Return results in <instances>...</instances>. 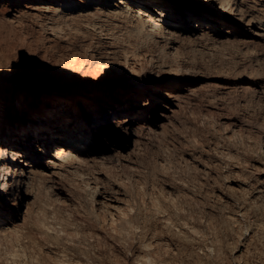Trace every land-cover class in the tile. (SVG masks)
Masks as SVG:
<instances>
[{"label":"bare ground","instance_id":"obj_1","mask_svg":"<svg viewBox=\"0 0 264 264\" xmlns=\"http://www.w3.org/2000/svg\"><path fill=\"white\" fill-rule=\"evenodd\" d=\"M64 11L75 20L104 13L124 43L151 51L144 61L157 69L134 66L124 84L98 78L87 63L70 62L44 85L9 75L23 51L15 30L22 16ZM212 35L237 40L263 62L264 0H0V264H264V158L252 166L244 159L230 163L228 147H213L207 161L194 151L177 157L172 146L173 156L164 153L170 148L168 122L185 109L182 101L194 90L182 74L188 68L177 70L165 47L176 55L187 38ZM254 70L245 72L247 83L264 101V75ZM142 95L148 97L139 105ZM248 123L233 122L231 132L250 133ZM260 138L255 144L264 152Z\"/></svg>","mask_w":264,"mask_h":264},{"label":"rangeland","instance_id":"obj_2","mask_svg":"<svg viewBox=\"0 0 264 264\" xmlns=\"http://www.w3.org/2000/svg\"><path fill=\"white\" fill-rule=\"evenodd\" d=\"M29 1H35V0H23V3H27ZM66 12V13H65ZM69 11H64L61 12L64 15H58L55 14L54 12L52 13H48V14H40L36 15L35 17L32 15L30 17V15H23L22 16V22L19 24L15 25V30H17V34H19V36L21 37V40L23 43L21 46L22 47V53L20 55V57L14 61L12 63V65L8 68V74L11 75L12 77H17V78H21L24 79L26 81L32 82L34 83V85H44V84H49L51 83L53 80L57 79L58 77H60L62 75V72L66 70V67L68 66V64L70 62L75 63L76 65H80V64H84L85 67H87V64L92 68V73L94 72L95 75L100 78H108L107 83L108 82H119V83H126L129 81V79L132 77V74L134 73L133 71V67L135 66L137 71H140L142 69L144 70H156V65L155 64H146L144 61L145 56H150L151 51L150 50H140L137 49L136 46H134L133 44H129L127 41L124 43V39L121 37H117L118 35H120L119 33L116 32V30L113 28V26L111 27V25H113V21L111 22V20L105 21L110 19L109 17H107L106 15H104V13L102 15H100L99 17L97 16H93V17H85L84 19L82 17H77L75 19H73L72 17H70L71 15H69L68 13ZM44 17H43V16ZM50 15V16H49ZM52 15V16H51ZM69 15V16H68ZM49 16V17H48ZM64 16V17H63ZM28 17L30 19H28ZM38 17V19H37ZM53 17V18H51ZM101 17V20L99 19ZM46 18V19H44ZM51 18V19H50ZM70 18V19H69ZM103 18V19H102ZM28 19V20H27ZM35 21H34V20ZM55 21H54V20ZM81 19L83 21H81ZM105 19V20H104ZM33 20V21H32ZM37 20V21H36ZM96 20V21H94ZM98 20V21H97ZM41 23H40V22ZM66 21V22H65ZM92 21V22H91ZM100 21V22H99ZM38 22V23H37ZM78 22V23H77ZM89 23L88 25L90 26H86L87 23ZM91 22V23H90ZM47 25H45V24ZM77 23V24H76ZM82 23V24H81ZM85 23V24H84ZM104 23V24H103ZM110 23L111 25L107 24ZM30 24V25H29ZM51 24V28L50 27ZM80 24V25H78ZM92 24V25H91ZM101 24V25H100ZM38 25V26H37ZM70 25L73 27H70ZM102 27H100V26ZM103 25V26H102ZM40 26V27H39ZM42 26V28H41ZM54 29H53V27ZM79 26L81 29H77V27ZM82 26V27H81ZM93 28H92V27ZM105 26V27H104ZM110 26V29H109ZM24 27V28H23ZM35 27V28H34ZM39 27V28H38ZM44 27V28H43ZM47 27V29H46ZM71 29H70V28ZM58 28V29H57ZM76 28V29H75ZM104 28V29H103ZM113 28V29H111ZM24 29V30H23ZM27 29V30H26ZM36 29V30H35ZM49 29V30H48ZM51 29V30H50ZM64 29H67L66 31ZM74 29V30H73ZM59 30V31H58ZM110 30V31H109ZM114 30V33L112 35V32ZM34 33H33V32ZM57 33H55V32ZM64 31V32H63ZM71 31V32H70ZM74 31V32H73ZM77 31L76 35L75 32ZM107 31V32H106ZM53 32V33H52ZM59 32V34H58ZM70 32V33H69ZM61 33V34H60ZM103 33V34H102ZM109 35H108V34ZM117 33V34H116ZM22 34V36H21ZM33 34V35H31ZM43 34V35H42ZM63 34V35H62ZM106 34V35H105ZM56 37H55V36ZM116 35V36H114ZM27 36V37H26ZM102 36V37H101ZM109 36V37H108ZM18 37V35H17ZM108 37V38H106ZM113 37V38H112ZM117 37V39H116ZM194 38H190V39H186L185 43L181 44L179 46L182 47L179 50V54L176 55H171L170 54V47L169 45H167L165 47V52L167 54V58L172 60L170 61V63H172L173 65H175L174 67L177 68V70H181L182 69L186 70L188 68L189 73L186 74L185 72H183L182 74H185L184 76H187L189 78V85L192 86V94H191V98L186 97L183 101H182V105H184L181 107L180 109V113H178L177 116H174L170 118V122L169 120V126L171 129V133L169 134V138L171 139L169 144H170V148L166 146V148H164V153L165 154H171V152L173 153V149L174 152L179 154V156L177 157H181L183 155L185 156H189L193 151L196 152V154L201 155V157H203V159H206V161L208 159H210L213 155L210 154V152L212 150H214V148L219 147V150H225V148L228 147V151H231V156L235 159L232 158L230 160V163H234V162H238L239 160H246L247 163H249L250 166H252L254 163L255 165H258L261 157L264 158V152H261L262 149L256 145L255 143L259 144L260 141V137H264V114L262 112H264L262 109L264 107V101H260L258 99V94L257 91L254 87V85H251L252 83L251 80L249 78H247V75L250 74L252 75L254 72H252L254 70L253 67H257L258 65H260L259 67L264 69V60H262L263 62H258L259 60H257V54H255V51L246 49L244 47L243 44H241L240 42H237L234 40L229 41V39L226 36H218V35H212V36H208L206 37H195ZM24 38V39H22ZM28 38V39H27ZM56 38V39H55ZM115 38V40H114ZM197 38V39H196ZM205 38V39H204ZM50 39V40H49ZM101 39V40H100ZM112 39V40H111ZM119 39V43L117 42V40ZM18 39L17 42L21 41ZM34 40V41H33ZM45 40H48L45 43ZM109 40V41H108ZM189 40V41H188ZM103 43H101V42ZM111 41V42H110ZM114 41V42H113ZM122 41V42H121ZM113 43V44H112ZM128 43V44H127ZM236 43V44H235ZM99 44V45H98ZM102 44V47L100 46ZM119 44V45H118ZM113 45V47H112ZM125 45H128L126 48ZM240 45V48L238 47ZM89 46V47H88ZM96 46V47H95ZM115 46V47H114ZM122 46V49L121 47ZM124 46V47H123ZM131 46V47H130ZM243 46V47H241ZM74 47V50H72ZM81 47V48H80ZM83 47V48H82ZM92 47V48H90ZM106 47V48H105ZM120 47V50H118ZM133 47V48H132ZM238 47V49H237ZM72 48V49H71ZM87 50H85V49ZM110 48V49H109ZM132 51H129L131 50ZM137 50H136V49ZM32 49V50H31ZM81 49V50H80ZM107 49V50H106ZM112 49V50H111ZM126 51H125V50ZM247 50L246 52H242L243 50ZM92 50V51H91ZM104 50V52H103ZM108 50H110L108 52ZM128 50V51H127ZM135 50V51H133ZM168 50V52H167ZM242 50V51H241ZM27 51V52H26ZM77 51V52H76ZM91 51V52H90ZM96 51V52H94ZM118 51V52H117ZM122 51V52H121ZM138 51V52H136ZM142 51V53H141ZM240 53H239V52ZM252 51V52H251ZM76 52V54H75ZM80 52V53H79ZM91 54H90V53ZM100 52V53H98ZM120 52V54H119ZM125 52V54H124ZM136 52V53H135ZM150 52V53H147ZM246 54L248 56H246L245 54L242 56V53ZM249 52V53H248ZM254 52V53H253ZM84 53V54H82ZM131 53V55H130ZM134 53V54H133ZM147 53V54H146ZM181 53H184L183 55ZM239 53V54H238ZM252 53V54H250ZM71 54V56H70ZM79 54V56H78ZM89 56H88V55ZM94 54V56L92 55ZM128 54V55H127ZM137 54V55H135ZM142 54V55H140ZM187 54V55H186ZM77 55V56H75ZM81 55V56H80ZM108 55L109 58H106L105 56ZM125 55V56H124ZM130 55V56H129ZM133 55V56H132ZM252 55V56H251ZM65 56V57H62ZM74 56V58H72ZM85 56V57H83ZM98 58H97V57ZM103 56V57H102ZM132 56V57H131ZM170 56V57H169ZM70 57V59H69ZM76 57V58H75ZM100 57V58H99ZM120 57V58H119ZM141 59H140V58ZM245 59H242L244 58ZM249 57V58H248ZM250 57L253 58V60H250ZM82 58V59H81ZM84 58V59H83ZM89 58V60H87ZM135 58V59H134ZM248 58V59H247ZM63 59V60H62ZM66 59V60H64ZM98 61H97V60ZM131 59V60H130ZM175 59V61L173 60ZM22 60V61H21ZM68 60V61H67ZM71 60V61H70ZM93 64H92V62ZM245 60V62H244ZM251 62H249V61ZM58 61V62H57ZM61 61V62H59ZM65 61V62H64ZM83 61V62H82ZM87 61V62H85ZM97 61V62H96ZM111 61V62H110ZM178 61V62H176ZM255 61H257V63L255 64ZM28 62V63H27ZM85 62V63H84ZM89 62V63H88ZM243 62V63H242ZM254 63L253 65L251 64L250 66L249 63ZM54 63V64H53ZM57 63V64H55ZM61 63V64H60ZM87 63V64H86ZM95 63V64H94ZM96 63H99V66H96ZM104 63V64H103ZM131 63V64H130ZM169 63V64H170ZM180 65H179V64ZM182 63V64H181ZM242 65H241V64ZM261 63V64H260ZM243 64H248L243 65ZM263 64V65H262ZM93 65H95L93 67ZM101 65V66H100ZM103 65V66H102ZM117 65V66H116ZM153 65V66H152ZM155 65V66H154ZM178 65V66H177ZM57 66V67H56ZM105 66V67H104ZM141 66V67H140ZM143 66V67H142ZM188 66V67H187ZM253 66V67H252ZM148 67V68H147ZM179 67V68H178ZM182 67V68H181ZM191 67V69L189 68ZM241 67V68H240ZM245 67L246 71H243ZM250 67V68H249ZM253 69H252V68ZM35 68V69H34ZM97 68V69H96ZM140 68V69H139ZM247 68V69H246ZM255 68V74L254 75H261L262 72L264 75V70H262V68ZM21 69V70H20ZM110 69V70H109ZM240 71H239V70ZM259 69V71L257 70ZM57 70V71H56ZM96 70V71H95ZM237 70V71H236ZM125 71V72H124ZM248 71V72H247ZM250 71V72H249ZM258 71V74H256V72ZM41 72V73H40ZM46 72V73H45ZM117 72V73H116ZM239 72V73H238ZM248 73L244 75V73ZM35 73V74H34ZM233 73L235 75H233ZM51 74V75H50ZM240 74V75H239ZM32 75V76H31ZM237 75V76H236ZM253 75V76H254ZM53 76V77H52ZM107 76V77H106ZM239 76V77H238ZM36 77V78H35ZM238 77V78H237ZM239 79V80H238ZM122 81V82H121ZM234 81L237 83H234ZM245 81V82H244ZM247 81H249L247 83ZM49 82V83H48ZM169 80H165L161 83H168ZM192 83V84H191ZM227 83V84H226ZM234 84L236 86H234ZM152 85V84H150ZM226 85V86H225ZM230 85V87H229ZM233 85V87H232ZM242 85V87H241ZM248 86V88H250V90H247L245 88H243L244 86ZM228 86V87H227ZM239 86V87H238ZM252 86V88H251ZM232 87V88H231ZM238 87V88H236ZM245 92L248 94H244V90ZM227 89V90H226ZM233 89V90H231ZM234 89H236L234 91ZM195 91V92H194ZM229 91V92H228ZM256 91V92H255ZM145 92V91H144ZM143 92V93H144ZM231 92V93H230ZM196 93V94H195ZM208 94V95H204V94ZM229 93V94H228ZM239 93V94H238ZM242 93V94H241ZM250 93V94H249ZM252 94L253 97H252ZM146 95V94H145ZM193 95V96H192ZM195 95V96H194ZM204 95V96H203ZM216 95V97H215ZM238 95V100H237V96ZM243 95H247L245 98L243 97ZM251 95V96H250ZM206 96V97H205ZM209 96V97H208ZM146 97L142 95L140 96V98L138 99V104L142 105L143 103H145L146 101ZM195 97V98H194ZM243 98L244 100H242L241 98ZM252 99V104H251V100L247 99ZM204 98L207 100H204ZM212 98V99H211ZM216 100H215V99ZM256 98V99H255ZM191 99V100H190ZM211 99V100H209ZM214 99V100H213ZM246 99V100H245ZM190 100V101H189ZM241 100V101H240ZM253 100L255 102V105L253 103ZM257 100V102L255 101ZM205 101V102H204ZM209 101V102H208ZM215 101V102H214ZM236 101L237 104L235 103ZM248 103H245V102ZM185 102V103H184ZM212 102V103H211ZM243 102V103H242ZM250 102V103H249ZM207 105H206V104ZM216 103V104H214ZM241 103V104H240ZM245 103V104H244ZM188 104V105H187ZM211 104V105H210ZM219 104V105H218ZM224 104V105H223ZM250 106H248V105ZM263 106H261V105ZM187 105V107L185 106ZM236 105V108L235 106ZM239 105L240 110L237 108V106ZM247 105V106H246ZM253 105V106H252ZM260 105V106H259ZM189 106V107H188ZM208 106V107H206ZM212 106V107H211ZM258 108H257V107ZM215 107V108H214ZM219 107V108H218ZM249 108L248 110L246 108ZM252 107V108H251ZM260 107V108H259ZM262 107V108H261ZM208 108V110H207ZM234 108L236 110H234ZM256 108V109H255ZM211 109V110H209ZM215 111H214V110ZM218 109V110H217ZM224 109V110H223ZM231 109V110H230ZM246 109V110H245ZM255 109V110H254ZM187 112L185 115L183 114V112ZM190 110V113H189ZM250 110V111H249ZM261 112H260V111ZM230 111V112H229ZM240 111V112H238ZM255 111V112H252ZM256 111H259V115ZM143 111L140 112V114ZM182 112V113H181ZM222 112V113H221ZM243 112V113H242ZM252 112V113H251ZM227 113V114H226ZM230 113V114H229ZM257 113V114H254ZM183 114V115H182ZM248 114V115H247ZM251 114V115H250ZM157 115V114H156ZM181 115V116H180ZM226 115V116H225ZM227 115L230 116L227 118ZM245 115V116H243ZM191 116V117H190ZM225 116V117H223ZM232 116V117H231ZM237 116V117H236ZM257 116V117H255ZM179 119H178V118ZM181 117V118H180ZM183 118V119H182ZM187 118V120L185 119ZM193 118V119H192ZM231 118V119H230ZM234 118V119H233ZM239 118V119H238ZM255 120H254V119ZM258 120H257V119ZM262 120H260V119ZM172 119V120H171ZM175 119V120H173ZM181 119V120H180ZM191 119V121L189 120ZM245 119V120H244ZM246 119H248L247 122ZM252 119V120H251ZM183 120V122H182ZM186 120V121H185ZM257 120V121H256ZM194 121V122H193ZM224 121V122H223ZM228 121V122H226ZM230 121V122H229ZM240 121H244L246 123L249 124L250 133H247L248 131L243 130L242 129L239 130L237 132V134H233L232 131V126H233V122H236L238 124V122L240 123ZM163 122V121H160ZM181 122V124H180ZM185 122V123H184ZM188 122H190V124H188ZM232 122V123H231ZM253 124H250L252 123ZM256 126H255V123ZM260 123V126L257 127ZM175 123V124H173ZM184 123V124H182ZM200 125H198V124ZM172 124V125H171ZM232 126H231V125ZM258 124V125H257ZM178 125V126H177ZM180 125V126H179ZM182 125V127H181ZM224 125L225 129H224ZM228 125V127H227ZM253 125V126H252ZM186 126V127H185ZM190 126V127H189ZM197 126V128H196ZM223 126V127H222ZM262 126V128H261ZM173 127L175 129H173ZM191 127H195L194 129L197 130L195 131L194 129H191ZM220 130H219V128ZM180 128V129H179ZM228 128V130L226 129ZM239 128V126L237 127ZM261 128V129H260ZM183 129V130H182ZM187 129V130H186ZM189 129V130H188ZM214 129V130H213ZM216 129V131H215ZM222 129V130H221ZM224 129V130H223ZM255 131H254V130ZM260 131L258 132L257 130ZM179 132H178V131ZM182 130V132L184 133H180ZM192 130V132H190ZM193 130L195 131V134L191 135L193 132ZM219 130V131H218ZM176 132V133H173ZM225 131V132H224ZM227 131V132H226ZM252 131V132H251ZM254 131V132H253ZM223 133L219 134V133ZM240 132V133H239ZM258 132V133H257ZM198 133V134H197ZM212 133V134H210ZM255 133V134H254ZM260 133V134H259ZM175 136L178 140H174L176 139ZM175 134V135H174ZM180 134V135H179ZM185 134V135H184ZM197 134V135H196ZM217 134V135H215ZM243 134V136H242ZM252 134V135H251ZM182 135V137H180ZM191 135V136H189ZM208 135V136H206ZM222 135V137H221ZM228 135V136H227ZM238 135V136H237ZM251 135V136H250ZM254 135V136H253ZM256 135V136H255ZM260 135V136H259ZM186 136V137H185ZM194 136V137H193ZM198 136V137H195ZM204 137V138H203ZM207 137V139L205 138ZM238 137V138H236ZM242 137L244 138L242 140ZM246 137V139H245ZM247 137H249L250 139H247ZM252 137H256L254 138V140H252ZM183 139L184 141H181V139ZM186 138V139H185ZM199 140H198V139ZM215 141H213L214 139ZM218 138V140H217ZM221 138V139H220ZM225 138V141L223 140ZM231 140H230V139ZM235 138V139H234ZM259 140H258V139ZM193 139H197V142L194 141ZM189 140V143L188 141ZM207 140V141H206ZM230 140V142H229ZM238 140V141H237ZM240 140V141H239ZM242 140V141H241ZM245 140V141H244ZM252 140V141H250ZM180 141L186 144V147L184 145V143L181 145ZM211 141V142H210ZM173 142V143H171ZM174 142H176L174 144ZM178 142V143H177ZM187 142V143H186ZM206 142V143H204ZM215 142V143H214ZM224 143L223 146L221 147V144L219 143ZM228 142V143H227ZM235 146H233L234 144ZM243 144L242 143H245ZM250 142V144L248 143ZM192 143V145L190 144ZM197 143H199L200 145H198ZM202 143V144H201ZM239 145H238V144ZM241 143V144H240ZM168 144V145H169ZM175 146H174V145ZM178 144V148L176 147V145ZM211 144V145H210ZM216 144V145H215ZM229 144V145H228ZM231 144H233L231 146ZM254 144V146H253ZM195 145V146H194ZM204 147H202V146ZM218 145V146H217ZM220 145V146H219ZM245 145V146H244ZM171 146L173 149H171ZM191 146V147H190ZM209 146V147H208ZM225 146V147H224ZM230 146V148H229ZM239 146V147H238ZM256 147L255 149L252 147ZM258 146V147H257ZM214 147V148H213ZM244 147V149L242 150V148ZM248 147V149L246 150V148ZM188 148V149H187ZM202 148V149H200ZM207 148V149H206ZM241 149V151L239 149ZM252 148V149H251ZM259 148V150L257 149ZM171 149V150H170ZM180 149V151H179ZM233 149V150H232ZM236 149V150H235ZM184 150V151H183ZM209 150V151H208ZM239 150V151H238ZM253 150V151H252ZM167 153H166V152ZM192 151V152H191ZM204 151V152H203ZM206 151V152H205ZM208 151V152H207ZM226 151V150H225ZM245 151V152H244ZM250 151V152H249ZM257 151V152H256ZM170 152V153H169ZM180 152V153H178ZM186 152V153H185ZM203 152V153H202ZM241 152L242 155H240L239 153ZM253 152V153H252ZM205 153V154H204ZM236 155H235V154ZM251 153V154H250ZM209 154V155H208ZM233 154V155H232ZM239 154V155H238ZM254 154V155H253ZM261 154V155H260ZM206 155V156H205ZM211 155V156H210ZM247 155V156H246ZM253 155V156H252ZM256 155V156H255ZM173 156V155H172ZM171 156V157H172ZM238 156V157H237ZM242 157V159H241ZM245 157V158H244ZM251 157V158H250ZM229 158V159H230ZM240 158V159H238ZM253 158V159H252ZM214 159V157H213ZM238 159V160H237ZM251 159V161H250ZM258 159V160H257ZM228 161V159H225ZM234 161V162H233ZM251 162V163H250ZM199 165V164H198ZM233 165L230 164V167H232ZM192 169L194 167V171H195V166H193L192 164Z\"/></svg>","mask_w":264,"mask_h":264}]
</instances>
